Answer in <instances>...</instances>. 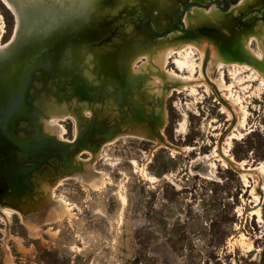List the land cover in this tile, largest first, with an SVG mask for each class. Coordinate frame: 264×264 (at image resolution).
Returning a JSON list of instances; mask_svg holds the SVG:
<instances>
[{
	"label": "rangeland",
	"instance_id": "obj_1",
	"mask_svg": "<svg viewBox=\"0 0 264 264\" xmlns=\"http://www.w3.org/2000/svg\"><path fill=\"white\" fill-rule=\"evenodd\" d=\"M46 1V9L27 2L28 13L33 15L22 23L17 40L41 45L55 36L53 31L59 33L93 13L96 31L107 30L104 40L90 47L97 54L129 35L156 56L159 49L193 41L194 46H181L167 67L191 80L187 89L166 98L160 90L172 81L160 70L159 87L148 89V94L133 93L160 59L159 55L153 58L151 67L142 57L130 76L126 73L129 80L135 79L125 82L126 92H132L127 122L110 94L114 82H100L105 73L99 66L96 73L88 50L84 60L73 64L59 62L61 47L53 52L58 55L56 61L38 58L31 66L32 108L28 105L20 125L28 129L32 120L37 130L49 135L58 121L66 128L65 137L73 139V118L49 122L48 116L72 113L82 125L90 122L84 109L93 103L99 125L115 127L122 122L134 130L140 124L133 113L140 105L141 119H146L143 124L152 117L158 123L166 119L165 135L179 151L165 146L153 149L154 141L136 135L120 137L106 144L93 164L100 186L89 187L68 177L53 194L51 188L59 177L56 172L61 169L57 157L50 156L33 170V198L7 203L5 199L12 197L0 188V204L10 214L8 219L0 215V264H264V170L252 169L253 176L246 182L238 167L224 165L216 155L233 134L229 154L246 160L245 167L264 163V0H86L81 14L75 10L78 0L63 5ZM0 14L4 24L1 42L6 44L13 38L16 16L2 0ZM250 32L255 35L249 46H243L238 60L230 62L233 58L225 50ZM201 41L211 43L202 45L205 56L198 48ZM214 50L227 65L217 62L211 54ZM211 56L212 79L224 83V91H232L247 108L245 126L234 129L233 120L222 111L224 97L198 84ZM237 61L252 66L233 64ZM122 99V107L128 106ZM98 129L96 125L89 128L92 132ZM21 134L29 135L27 131ZM81 159L90 166L89 153ZM18 191L12 189L13 195ZM254 208L260 209L261 220L251 213Z\"/></svg>",
	"mask_w": 264,
	"mask_h": 264
},
{
	"label": "bare ground",
	"instance_id": "obj_2",
	"mask_svg": "<svg viewBox=\"0 0 264 264\" xmlns=\"http://www.w3.org/2000/svg\"><path fill=\"white\" fill-rule=\"evenodd\" d=\"M2 1L9 9H11V11L16 16V27L13 34V38L15 36V42L13 41L14 44L9 45L12 42L13 39L12 38L9 41L10 43L8 42L6 43L7 44L6 45L1 42V38L4 35V24L2 22V15L0 14V50H1L0 51V186L1 187L0 188L7 189L8 187H11L12 189L19 190L18 192L15 193V195H13L12 189H10L11 190L10 192H7V190L4 189L3 193L6 196L12 197V199L11 198L5 199L7 203L8 202L10 203L12 201L17 202L26 197L33 198L34 191H33V184L31 181L33 170L38 164H40L43 161H47L52 155H55L57 157L58 159L57 167H59L61 170L60 171L58 170L56 172L59 173V177L51 188L50 191L51 194H53L55 188L58 185H60L65 178L68 177L76 178L79 181L87 183L89 184V187L100 186L101 182H100L99 172H96V170L93 169V164L97 161V159H99V156L101 155V150L104 148V146L108 143L116 141L120 137L136 135L154 141L155 144L153 149H156L161 146H165L172 149L173 151H177V152L179 151V146L172 144L165 135L164 128L167 124L166 119L162 121L161 118V123H158L157 120L154 117H152L150 123L143 124L146 122V119L143 120L141 119L142 114L140 111L143 108L142 107L140 108V105L139 107L135 108L137 111L133 113L134 114L133 119L135 120L138 119L137 123L140 124L134 130L128 129V127L126 128V125L122 122H119V124L115 125V127L113 125H106L105 123H103L104 126L102 124L99 125L98 119L96 118L97 115L94 113L93 110L94 107L93 103H89L87 107L84 109L85 110L84 114L87 115V117H90L91 120L90 122L82 125H79L77 118L72 113L67 112L62 116H48L49 119L47 121L49 122H54L55 120H59V119L65 120L70 117L73 118L75 121V136L73 139H68L65 137L64 134L66 133V128L64 127L63 124H61L58 121H55V123H57V127L54 128L55 130L54 131L51 130L52 131L51 134L46 135L45 133L44 134L41 133L42 132L41 129L37 130L33 126L35 123L34 121L31 120V123H29V127L27 129V127H23L20 125V119L25 118L24 111L25 110L27 111L29 109L28 105L29 106L32 105L31 98L33 93L30 92V88H29L30 77L33 73V72L30 73L31 66L33 65V63H35V61L38 58L47 59L49 61H51L52 59L56 61L58 55L54 54L53 52L61 47L64 48V51L59 54V62H64V61L69 62L70 60L71 61L70 63L73 62L74 64V62H77L78 60H84V58H86L85 56L87 55V53H90L88 58L91 59V61L94 63L92 65L94 70L96 71L97 66H99L102 72L105 73V75L102 76L100 82L103 83L109 79H111L114 82V89L110 94L113 97V99L116 100L118 105H120L118 106V109L121 110L124 120L129 122L131 104H130V98L128 96H130L132 92L136 93L138 91H140L141 93L148 94L146 92H149L150 88L152 87L155 88L156 86L159 87L161 77H159L157 74H159L160 70L167 72L165 77H168L170 81H172L168 84H165L163 89L160 90L165 92L166 98L171 96L176 90L183 91L188 88L191 77L189 75L187 76L180 74L174 70H168L167 67H168V63L171 61V58L174 57V54L180 52L181 48L184 46H194L193 41L184 42L182 43V45L179 46H175V45L167 46L162 49H159V51L157 52L160 59H158L157 61L158 63V65L156 64L157 67L153 66L155 69L152 68L153 71L150 72V75H147V77L144 76L142 78V81H140L136 85V87L134 86L135 90L130 93V92H126V90L128 91L129 89L127 88L128 85L125 86V82L129 84V82L131 83L134 82L135 79L129 80L126 77V73L128 72L130 76L131 73L129 71L134 67L136 62L141 60L142 57L147 58V61L149 62L148 65H151L150 61L158 56V55L157 56L153 55L152 53L146 51L147 47H145V44L144 45L138 44V42L134 39V37L132 35H129L126 36V39H124V41L126 40L125 42L122 41L120 43H117V45L115 43L108 45L101 53L97 54V52H95L94 49L90 47L91 46L94 47L92 44L103 41L105 36L107 35V32H105L107 30L105 31L99 30L100 32L96 31L95 29L96 27H94L93 25L95 23L98 24V22H94L92 16L93 13L92 14L89 13L85 17L79 18L77 20L78 24L84 25V27L77 28L78 24L75 23L72 25L70 24L69 27L67 28L65 27V29H63V31L59 33L57 30H55L51 33L52 35L55 36L54 37L52 36L53 38L51 39H48L46 37V39L48 40L43 43L41 42L42 43L41 45H36L31 41L25 42L23 40H19V39L17 40L18 31L22 23L28 21L30 18H32L33 15L28 13L27 2H31V3L33 2L37 6L46 9L47 7L46 2L48 1L46 0H2ZM50 1L51 2L55 1L63 5L64 2H67L68 0H50ZM76 2L79 8L77 7L75 10L79 11L81 14L82 11L84 12V7L86 6L87 2L86 0H80V1L78 0ZM73 15L75 16V14ZM251 32L246 35H242L243 39H241V41H238V43H235V45L230 44L227 47V50H225L227 52L226 55L233 58L230 62H232L233 60L234 61L238 60L237 58L240 57L241 52L244 50L242 48L243 46L245 45L249 46V40L253 38V36L255 35V34L254 35L251 34ZM145 34L146 32H143V35ZM199 44L201 45L200 46L197 45V46L201 51V55L205 56L206 53L205 47H202V45L203 44L209 45L211 43L206 41H201L199 42ZM213 48L216 49L215 47ZM86 50H88V52L84 53ZM216 52L217 51L214 50V52L212 51L211 54H213L216 57L217 62L227 65V61L223 59L224 57L222 55L221 56L223 58L219 57V54H217L218 52L217 53ZM96 57L98 58L99 61L98 63ZM204 58L205 61H207L206 58L208 57H204ZM181 60L176 58V61L178 63H180ZM202 63L203 62H201V64ZM233 64H238L240 66L248 65L249 68L250 66H252L250 63L244 61H242L241 63L240 61H237L235 63L233 62ZM213 66L214 65L212 63V56H211L208 60L207 67L206 66H205L206 68L203 67L200 72V77L197 79L198 84L205 86L206 91H208L209 93L215 92L217 95L219 96L222 95L224 97L225 103H223L222 111L227 112L229 116L228 119L233 120L232 125H235L234 129H236V127L240 125L245 126V121L247 120V111H246L247 108L245 109L244 105L239 102L240 98L232 95V91L229 94L226 91H224L225 89L223 87L224 83L222 84L220 81L218 82L216 79H212L211 71L213 69ZM46 70H48V68H46ZM180 79L183 81H180ZM224 79L225 78H222L223 81ZM154 82L156 83V85L154 84ZM95 92H97L100 96V91H95ZM150 94H154V93H150ZM122 95H123V99L125 98V102L127 103L128 106L122 107V105L120 104V100L122 99L120 98V96L122 97ZM32 112L36 113V110H34L33 108ZM163 113L164 115L166 114L165 111H163ZM95 125L97 127H100L101 130L98 129L97 132L90 131L89 128H92ZM22 131H27L29 135L21 134ZM230 135L231 136L228 135L229 137H227L228 145L227 146L221 145L222 146L221 153H216V155L219 160L223 161L224 165L238 167L243 178L247 182L248 176L251 175L253 176V170L255 168H261V169L263 168L262 170H264V163L255 167H245L244 165L246 163L245 162L246 160H242V161L236 160L231 154H229V146L231 145V137H233V134ZM83 153H89L90 158H92L89 167H86L85 164L81 162V160L82 161L85 160V159H81V155ZM262 187L264 189V182L262 184ZM252 189H254V185ZM58 200L62 201L63 199L60 197L58 198ZM6 208L7 207H3L0 204V215H2L3 218L8 219L10 214L8 213V210ZM251 213L258 215L259 220H261V211L259 208H254L251 211ZM241 235H243L242 237L246 238L244 233H242ZM250 247H252V245Z\"/></svg>",
	"mask_w": 264,
	"mask_h": 264
}]
</instances>
